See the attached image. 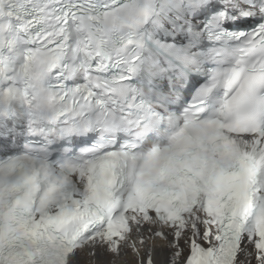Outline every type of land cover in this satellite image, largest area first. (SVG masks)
I'll list each match as a JSON object with an SVG mask.
<instances>
[{
  "label": "snow or ice",
  "instance_id": "obj_1",
  "mask_svg": "<svg viewBox=\"0 0 264 264\" xmlns=\"http://www.w3.org/2000/svg\"><path fill=\"white\" fill-rule=\"evenodd\" d=\"M122 11L0 0V27L16 24L33 45L21 73L32 122L95 130L101 141L56 171L29 155L0 163V264H79L85 249L108 256L103 264L127 254L124 264H264V23L238 38L234 65L212 78L225 90L217 118L204 117L197 97L167 143L141 153L137 140L156 116L124 86L123 49L105 47ZM73 32L83 59L65 67L82 82L45 87L48 74L61 76Z\"/></svg>",
  "mask_w": 264,
  "mask_h": 264
},
{
  "label": "bare ground",
  "instance_id": "obj_2",
  "mask_svg": "<svg viewBox=\"0 0 264 264\" xmlns=\"http://www.w3.org/2000/svg\"><path fill=\"white\" fill-rule=\"evenodd\" d=\"M78 259H79V264H103L105 260H109V258L103 254H98L97 256H94L93 259L91 258V256H87L86 254H78ZM130 259H131L130 254H127L125 258L121 256L116 261V264H124V261Z\"/></svg>",
  "mask_w": 264,
  "mask_h": 264
},
{
  "label": "clouds",
  "instance_id": "obj_3",
  "mask_svg": "<svg viewBox=\"0 0 264 264\" xmlns=\"http://www.w3.org/2000/svg\"><path fill=\"white\" fill-rule=\"evenodd\" d=\"M180 123H182V119L178 120L176 125L178 126Z\"/></svg>",
  "mask_w": 264,
  "mask_h": 264
}]
</instances>
